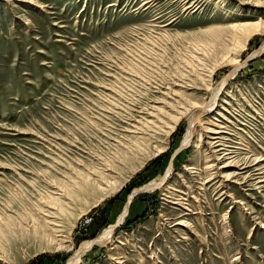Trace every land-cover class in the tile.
<instances>
[{"label": "rangeland", "instance_id": "1", "mask_svg": "<svg viewBox=\"0 0 264 264\" xmlns=\"http://www.w3.org/2000/svg\"><path fill=\"white\" fill-rule=\"evenodd\" d=\"M262 180L264 0H0V264H264Z\"/></svg>", "mask_w": 264, "mask_h": 264}, {"label": "bare ground", "instance_id": "2", "mask_svg": "<svg viewBox=\"0 0 264 264\" xmlns=\"http://www.w3.org/2000/svg\"><path fill=\"white\" fill-rule=\"evenodd\" d=\"M260 23H262V22H250V23H244V24H242V26L241 27H244V26H248V27H255L256 25H258V24H260ZM261 50V48L258 50V51H260ZM238 69V66H235L234 67V69H233V72L234 71H236ZM213 99V98H212ZM214 100V99H213ZM211 104H212V102H211ZM209 106H210V104H208ZM201 110L202 108H201V106H196V107H193L192 109H189V115L188 116H192L194 113H196V111L197 110H199V109ZM205 110V109H204ZM191 126V125H190ZM208 132H212V133H214V134H219V131H212V130H209ZM191 136H192V129L190 130L189 128H188V130H187V132H186V134L184 135V137H183V140L181 141L182 142V144L181 145H183V144H188L189 143V141H191L190 140V138H191ZM222 136H219V135H217V136H215L214 137V139H216V141H214V143L215 142H217V141H219L220 142V140H222ZM221 143V142H220ZM258 161V160H257ZM171 164H170V166H169V168H168V170H167V173L166 174H169L170 173V171H171ZM225 166H228V165H225ZM165 174V176L163 175V176H161L159 179H157V180H153V181H151L148 185H146V187H143L145 190L146 189H151L152 187L153 188H156L157 186H162V182H163V180H164V178H166V175ZM262 181H264V180H262ZM260 182V181H259ZM143 188H140V189H143ZM139 191V190H138ZM130 200H131V198H129L128 199V202H126V204H125V206H124V208H123V210H122V212L118 215V218H117V222L119 223V222H121L122 221V219H123V216L125 215V212L127 213V209H128V204H129V202H130ZM117 224H112V225H110L108 228H106V230L104 231V232H102L96 239H95V241L94 240H90V241H87V242H84L80 247H79V249L77 250V251H75V254L70 258V261L68 262V264H78V262H79V257H80V255L84 252V251H86L88 248H89V245L90 244H92L93 242L94 243H104V242H106L108 239H110L111 238V234L113 233V229L115 228V226H116Z\"/></svg>", "mask_w": 264, "mask_h": 264}, {"label": "water", "instance_id": "3", "mask_svg": "<svg viewBox=\"0 0 264 264\" xmlns=\"http://www.w3.org/2000/svg\"><path fill=\"white\" fill-rule=\"evenodd\" d=\"M140 191V190H139ZM136 192H138V191H136Z\"/></svg>", "mask_w": 264, "mask_h": 264}]
</instances>
